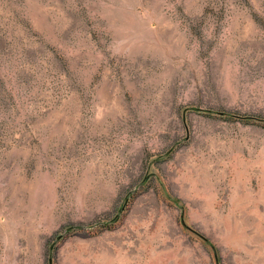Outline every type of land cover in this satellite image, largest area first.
Returning <instances> with one entry per match:
<instances>
[{
	"label": "rangeland",
	"instance_id": "1",
	"mask_svg": "<svg viewBox=\"0 0 264 264\" xmlns=\"http://www.w3.org/2000/svg\"><path fill=\"white\" fill-rule=\"evenodd\" d=\"M0 264H264V0H0Z\"/></svg>",
	"mask_w": 264,
	"mask_h": 264
}]
</instances>
